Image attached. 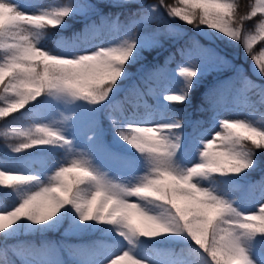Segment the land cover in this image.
Masks as SVG:
<instances>
[{
	"label": "snow or ice",
	"instance_id": "6c2138e0",
	"mask_svg": "<svg viewBox=\"0 0 264 264\" xmlns=\"http://www.w3.org/2000/svg\"><path fill=\"white\" fill-rule=\"evenodd\" d=\"M103 3L67 0L25 12L0 0V138L11 153H62L46 171L29 170L27 160L16 162L19 170L0 161V240L63 229L66 236L96 232L112 241L66 245L71 259L65 261L51 242L17 239L3 248L5 257L11 253L20 264H264V203L249 212L233 199L257 188L264 198V46L253 50L264 41V0L244 15L239 0H109V7L129 9L126 25L119 15H106ZM165 14L192 25V34ZM93 16L123 34L93 45ZM77 17L83 30L71 43L49 48L46 37ZM162 36L185 41L178 51L187 62L176 69L175 88L161 87L163 70L145 63L146 52L163 47ZM219 43L242 47L261 82L222 54ZM134 66L144 89L125 88ZM224 68L239 78L243 118L219 119L212 102V128L187 132L177 116L184 109L161 104V97L190 103L194 86ZM236 77L218 79L205 99L223 94ZM258 170L260 178L251 180Z\"/></svg>",
	"mask_w": 264,
	"mask_h": 264
},
{
	"label": "trees",
	"instance_id": "16d2710c",
	"mask_svg": "<svg viewBox=\"0 0 264 264\" xmlns=\"http://www.w3.org/2000/svg\"><path fill=\"white\" fill-rule=\"evenodd\" d=\"M13 2L18 3L22 6V9H27L31 11H35L37 6H48V5H54V4H60L65 3L67 0H13ZM109 0H105V3L101 5L103 12L112 17V19H115L116 15H119V24L120 25H126L129 22V9L128 8H117V7H109L108 6ZM146 3L151 4L156 2V0H145ZM169 3H174L175 0H168ZM255 2V0H239V12L241 15L246 14L248 11H250V6ZM132 10H135V7L133 6ZM165 19L168 21L169 24H178L180 27L185 29L189 34H192L193 32V26L184 24L183 22H179L178 20H173L172 18L167 17L165 14ZM260 19V15L253 19L245 21L246 27H251L253 24H255ZM95 22V24L98 26L97 30L94 32L89 33V39L91 40L93 45H100L101 42L103 44H108L112 42L114 39L118 38V35H122L123 33H117L110 23H102L100 18L98 16H93L88 23ZM68 27L64 29L63 32L59 33L56 36L52 37H46V43L49 48H57L61 42H68L71 43L72 38L75 33L81 32L83 30L84 26V20L80 17H77L76 19H69L68 20ZM153 28L156 27V25L152 26ZM159 27L161 30H164L166 28V25L162 22ZM161 43L163 44V47L157 48L153 51L146 52L145 55L147 57V60L145 63H147L149 66L153 65H159L161 69L163 70V76L161 77L162 84L161 87L164 85H167L168 87H176V81L179 79L176 74V69L179 65L185 64L187 61L181 56L180 51H178L179 48L185 46V41L182 39L178 43H173L172 39L167 36L161 37ZM207 46V45H206ZM264 46V41L258 42L254 46V52H258L261 47ZM83 47V46H82ZM81 50V49H77ZM218 50L222 51V54H226L229 59L233 61V63L239 67H241L244 74H246L249 78L256 81L257 83H260L261 81L259 78L253 74V61L251 59V56H245L244 51L242 47H225L223 43L218 44ZM173 57V59L166 63L168 57ZM137 66H134L130 71L133 72V77L131 80L125 82V88L130 87L132 83H136L141 89H144V84L140 79L141 73L137 72L136 70ZM229 77H236V73L234 69L232 68H224L222 71L219 72H212L209 75H206L202 82L194 86V88L191 90L190 93V103L180 104L175 101H166L163 100L161 97L160 103L169 105L170 107H175L177 109H184L183 111H179L177 113V116L179 119L183 120L186 125V131L189 133H193V130L195 129L194 134H198L202 131H204L208 126L212 125L213 120L212 117L214 115L211 103L215 102L219 109H221L219 112L223 111L226 108H237V109H243L242 101H240V107H237V98L235 96V90L241 87L239 78L236 77L234 79L231 88L227 89L223 92V94H212L207 99H205V93L208 91V89L219 79L224 80ZM131 96V93H129ZM248 97L250 99H256L253 92H249ZM119 100L124 99V93H121V95L118 97ZM147 100V103L153 107L156 106L157 101L152 96L145 97ZM125 108H127L129 111H131V106L128 104H125ZM139 111L143 112L144 109L140 108ZM31 120L23 121L24 124L31 123ZM199 122V123H197ZM3 124V121H0V125ZM108 122L107 120H104L105 127L107 126ZM62 158V153H57L54 156H49L46 153H41L35 149L28 150L24 153H11L7 150L5 147V141L3 138H0V161H7L8 165L14 170L16 169V162L19 160H27L28 164L27 167L29 170L32 171H46L48 168H50L56 161ZM261 172L258 170L256 172L251 173L250 179L255 181L260 178ZM233 199L237 200L238 202L243 203V207L246 211L252 212L255 210H258L261 202L262 197L260 195L259 188L256 189V191L247 196L242 197L241 193L239 191L235 192L233 194ZM17 239L22 241H33L36 243H39L41 241H48L53 244H55L57 247H60V259L69 261L71 259L69 255V250L66 247V245H78V244H88L96 241L103 242L105 244H111L112 241L105 237L101 233H84L79 236H66L64 234L63 229H60L58 231H52L46 234H33V235H27L23 234L20 235ZM17 239H10L8 241L0 240V261L3 260H15L16 264H20L19 259L16 257H13L11 253H8V255L5 257L3 253V248L6 245H12L17 242ZM64 245V247H62ZM180 247H183L182 245L177 247L176 250L179 251ZM193 247H195L193 245Z\"/></svg>",
	"mask_w": 264,
	"mask_h": 264
},
{
	"label": "rangeland",
	"instance_id": "374dc122",
	"mask_svg": "<svg viewBox=\"0 0 264 264\" xmlns=\"http://www.w3.org/2000/svg\"><path fill=\"white\" fill-rule=\"evenodd\" d=\"M22 10H24L25 12H31L30 10H26V9H22ZM103 45H107V44H103ZM169 88H175V87H169ZM244 114H245L244 110L231 107V108H226L223 111L219 112V117L218 118L219 119L236 118V117L243 118ZM210 128H212V125L208 126L206 129H210ZM204 138L205 139H209L210 138V134L209 135H205ZM261 203H264V198H262V202ZM27 235H33V234H27Z\"/></svg>",
	"mask_w": 264,
	"mask_h": 264
}]
</instances>
